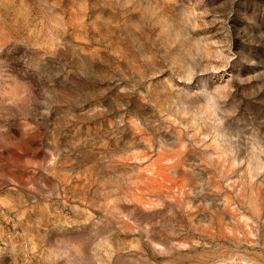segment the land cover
Masks as SVG:
<instances>
[{
  "label": "rangeland",
  "instance_id": "1",
  "mask_svg": "<svg viewBox=\"0 0 264 264\" xmlns=\"http://www.w3.org/2000/svg\"><path fill=\"white\" fill-rule=\"evenodd\" d=\"M0 264H264V0H0Z\"/></svg>",
  "mask_w": 264,
  "mask_h": 264
}]
</instances>
